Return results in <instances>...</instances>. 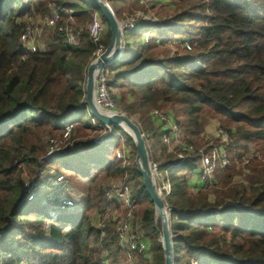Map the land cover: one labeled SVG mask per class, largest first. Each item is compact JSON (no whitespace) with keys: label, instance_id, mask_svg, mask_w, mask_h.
Returning a JSON list of instances; mask_svg holds the SVG:
<instances>
[{"label":"trees","instance_id":"trees-1","mask_svg":"<svg viewBox=\"0 0 264 264\" xmlns=\"http://www.w3.org/2000/svg\"><path fill=\"white\" fill-rule=\"evenodd\" d=\"M123 1L109 0L116 17L115 8ZM51 4L71 10L79 25L89 23L96 11L108 28L89 0H0V264H99L102 250L111 264H117L125 257L114 229L94 228L93 218L112 204L103 186L123 172L122 161L84 139V130H95L84 105L83 84L96 48L87 32L77 46L66 44L58 31L66 20L62 16L53 43L22 60L23 18L45 16ZM169 18V28L162 32L164 42L185 36L179 42L188 40L190 51L179 49L172 54L165 48L163 54L157 53L154 37L144 43L145 33L133 30L124 34L123 53L110 71L111 86L130 116L140 113L145 118L151 108L168 107L164 113L172 118L182 140L195 149L180 162L177 145L167 153L160 127L147 117L149 124L140 125L146 143L162 148L159 167L171 188L165 202L172 209L173 263L264 264V214L245 213L237 207L264 209V0H177ZM109 39L108 30L102 42L105 47ZM210 121L218 122L228 136V165L216 166L213 187L192 192L188 182L199 167L197 150L209 153L223 145L218 138L211 143L200 138ZM69 123L79 141L53 161L71 174L88 200L64 212L69 214L67 219L57 214L44 230L48 213L31 217L21 211L24 203H34L41 196L27 202L20 175L45 155L44 137L62 136ZM63 172L56 170L58 175ZM239 175H244V182L234 184L233 178ZM129 180L136 183L135 220L163 264L160 222L156 224L153 203L136 167ZM227 201L233 205H225ZM144 256H135L137 264H148Z\"/></svg>","mask_w":264,"mask_h":264},{"label":"built area","instance_id":"built-area-1","mask_svg":"<svg viewBox=\"0 0 264 264\" xmlns=\"http://www.w3.org/2000/svg\"><path fill=\"white\" fill-rule=\"evenodd\" d=\"M49 7L51 10L50 15L48 17L41 18L42 22L45 23V26L47 28L54 30L55 28H57V25L62 19V16H65L66 21L65 23L63 22V26L61 25L58 28V31L64 35L65 42L67 41L66 43L68 45L77 46L79 44V41L77 40L76 43L75 38L71 32V27H69L72 25L71 23L74 22L73 12L65 8H57L54 5H49ZM90 16L91 19L87 24L86 32L88 34L90 42L96 48L95 52L93 53L94 56L99 57L105 51L102 42L104 34L106 32V25L103 23L102 18L98 12L94 11ZM136 28L137 22H135L134 20L121 22V29L124 33L131 32ZM39 37L40 30L35 26V22L32 19H29L19 39L25 51L22 60L24 59L25 55L41 52L45 49H41L42 44L38 40ZM142 40L144 43H147L149 41V34H143ZM178 43L180 44L181 49H185L188 51L191 50V44L188 40H184L183 42ZM110 70L111 65H108L96 73L94 78L95 84L93 101L95 106L100 111L108 115L123 114L115 103L113 95L111 93L112 73ZM150 117L157 123L168 127L167 132H164L162 134V141L166 148H169L171 143L178 144L174 145H177L180 149V152L177 154V159L180 162H183L185 160V153H192L195 151L192 145L185 141L182 142V138H179L180 141L178 140L179 134L177 132L179 130L174 125V123L172 124L170 117L166 113L160 110H153L152 112H150ZM90 118L93 122L92 125L95 128L103 130L104 132L106 131V134L103 138L111 134V126L103 125L91 115ZM63 130L64 133L62 134V136L66 138L64 141L67 142L71 138L69 134H72L73 125L66 124ZM103 138H101L98 143H101V141H103ZM217 138L222 142V146L212 149L209 153H205L203 150H197L200 158L199 167L197 169L199 171V174H197V185L200 187V189H207L214 186L215 183L213 179V173L216 166L224 168L228 165V158L225 152V145L228 141V136L224 132H222V130H217ZM50 147H52L51 144L48 147L49 150H47L46 154L39 160V170L35 175V178L32 179L31 182L24 185L23 191L27 202L33 201L38 194L39 196H41L40 198L45 204L51 207H56L60 211H67L70 209L82 207L86 199L85 195L75 190L72 191L69 182L62 174H54L51 170V173H47V175H50L47 176V178L51 177L50 184L45 183L46 185H43L39 183L41 182V177L44 176L45 172L47 170H50L52 167V164H49L48 162L46 164L48 158L60 153V151H58L59 149ZM167 152L170 153V151L168 150ZM115 155L117 159L123 161V164L126 163L127 156L125 158V156L121 155L119 152H116ZM258 155L259 154L256 153L257 157ZM149 165L153 181L155 185L156 182H158L159 185L157 189L160 192L161 197L165 201V197L170 194V183L166 176L160 171V167L157 162L151 159L149 160ZM112 179L114 180H111L109 184L107 183V186L104 188V195L107 200L115 202L117 204V208L122 209L121 216H116V210H114L112 213L113 223L115 225L114 231L117 235L120 248L124 250L125 263L136 264L135 256L145 255L148 252L149 246L146 242L139 240L138 235L133 231V222L135 219V206L132 199L133 188L130 185L128 174L125 171ZM165 205L167 211L170 213L172 209L166 204V202ZM48 216L49 217H47L44 221V230H48L50 224L56 221L57 213L55 212V210H50L48 212ZM95 217L94 220L96 228L105 230L100 225L102 218L101 212H97ZM208 230L210 231L211 228H208ZM101 255L102 257L99 264H110L107 259V252L105 250H102Z\"/></svg>","mask_w":264,"mask_h":264},{"label":"rangeland","instance_id":"rangeland-1","mask_svg":"<svg viewBox=\"0 0 264 264\" xmlns=\"http://www.w3.org/2000/svg\"><path fill=\"white\" fill-rule=\"evenodd\" d=\"M134 1L135 0H124L122 3L119 4V6H117L115 8V10L118 14L116 17L118 19V21L119 22H127V21L134 20L135 22H137V28L135 30H138V31L142 30L143 33H148L149 36H152L155 38L156 43L159 45V46H155V50L157 53H159V52L162 53L161 51L164 50L165 48L169 49L172 54L175 53L177 50L181 49L180 44L178 42L180 40H182V38H186L185 36H181V37H179L180 38L179 40L172 41L169 44H168V42H164V40H163V37H164L163 31H165L169 28V26H168L169 21H170L169 17L173 16L174 6H175L177 0H136L137 3H135ZM23 6L25 8L24 10H26L28 7L26 2H23ZM50 12H51V10H50V7L48 5V14H46L45 16L30 17V15H27L23 18L24 27L26 26L29 19H32L35 22V26L37 27V29L40 30V37L38 38V40L42 44L41 49L45 48L44 46H48L49 44L53 43V41L56 37V34H58V33H55V30L53 31V29L47 28L45 26V23H43L41 20V18L48 17L50 15ZM65 21H64V23H65ZM71 24L72 25L69 27H71V32L75 38V41H76V43H77V40L80 42L82 35L86 33V27H87L88 23L85 25H79L76 23V21H74ZM107 33H108V28L106 27V32H105L104 37H103V43L107 39ZM59 35H60V33H59ZM137 41H140V39L138 38ZM134 42L135 41L131 38L130 43H134ZM69 46H74V45H69ZM104 48L106 49L105 46H104ZM26 57H27V55L24 56V58H26ZM96 57L97 56H94V54H92L91 57L89 58L88 65L90 64L91 61L96 59ZM88 65H87V67H88ZM86 70H87V68H86ZM86 70L84 71V84H83L84 90H85V84H86ZM111 77H112V83H113V74L111 75ZM67 80H69V75L67 76ZM116 92L117 91H114L113 87L111 86V93L113 95L115 103L117 104L119 109L122 111V113L124 115L130 117L139 126V128H140V125L144 127V125L149 124V121L145 120L146 117L149 118L150 122L152 123V125L154 127L158 126V124L155 123L156 121L154 122L150 117V112H152L153 110H160L163 112L168 111L167 110L168 107H166V108H151L148 111V113L145 115V118H142V115L140 113L130 116L122 108V106L119 104V101L117 99L118 93H116ZM131 100H133V99H131ZM134 102L132 101V103H134ZM88 118H89L90 123L92 124L93 122L90 118V115L88 116ZM170 120L172 121V124H173V120L171 117H170ZM69 124L73 125V123H69ZM111 127H113V126H111ZM165 127L167 130L168 127L167 126H165ZM94 129L95 130H91V129L84 130V133L86 134V137L84 139L86 141L87 140L92 141L94 145H100L101 146L100 149L105 150L108 153L112 152V154L113 153L116 154V152H119L121 155H124L125 158L127 156L126 163L123 164V161H122L121 167H122V170L128 174V177L130 179L131 170L135 167V155H136V153H135V155H133V147L131 146V143L129 141L130 138L128 137V135H126L121 129L117 128V129H113L110 135L103 138L104 135L106 134V131L104 132L103 130L97 129L95 127H94ZM217 130H221L219 128L218 122L210 121L205 126L204 133L200 138L203 140V142H210L211 143L214 139L217 138ZM165 132H167V131H165ZM62 133H64V131ZM177 133L179 134L178 140H179V138H183V135L180 133V131H178ZM69 136H71V138L67 142L64 141L66 138L64 136L61 137V135H57V136L47 135L44 137V139H43V146L45 147L44 154H46L47 150H49L48 147L50 146V144L52 145V147H50V148L59 149L58 151H60V153H58L59 155L56 154V155L48 158V160L46 161V164H47V162H50L49 164H52L51 165L52 167L50 170H47L45 172L44 176L41 177V182H39L40 184H43V185H46L45 183L50 184L51 177L47 178V176H50V175H47V173H51L53 171V173L56 174L57 168L61 172L64 171V170L60 169L58 166H56V164H54L53 160H54V157H56V156L64 155V153L68 152L69 149H71L74 146V144L77 141H79V139L74 135V129L72 130V134L70 133ZM101 138H103V141H101V143H98ZM113 141H116L118 145L114 146L112 143ZM182 142H184V140ZM150 143H152V141H150ZM174 144H177V143H171L170 147L169 148L167 147V150L171 152L173 147H174ZM147 147H148V153H149V157H150L149 160L153 159L155 162H157L160 165L161 160L163 159V155H162V151H161L162 148L155 146L153 144L151 146V150H150V146L148 144H147ZM40 159H41V156L38 158V160H40ZM38 170H39V167L36 164L32 165L30 168L22 169L20 178L23 180V184L25 185V184L31 182V180L34 179L35 175L38 173ZM195 173L199 174V171L197 170ZM195 173H193L191 175L192 176L191 181L188 182V185H189L190 190L192 192L195 191L192 188L196 187V185H195L196 179H194V181L192 180L196 175ZM62 175L69 182V185L72 188V191L75 190V191L80 192L79 191L80 189L77 187L74 180L71 178L70 173L63 172ZM112 178H114V177L108 178L105 181L103 189L107 186V183L109 184V182L111 180H114ZM129 182H130V185L132 186L133 192H134V189L136 188V183L132 182L130 180H129ZM241 182H244V175L235 176L233 178L234 184L241 183ZM233 183H231V185ZM158 185H159L158 182H156L157 188H158ZM217 187H220V186H218V184H217ZM39 191H41V190H39ZM85 197H86V199H85L84 204L88 200L86 195H85ZM210 199L213 200V196L210 197ZM42 201L43 200L41 198H37V200L34 203H24L21 206V211L23 213L29 212V215L31 217H33V216H36L39 214L47 215V213L50 210H54V209H52L51 206L43 203ZM109 202L112 203L110 206H107V207L103 208L102 210L98 211V212H101V215H102L100 225L103 229H107L109 227H112L114 229L115 225L113 223V215H112L114 210H116V216L122 215V211H121L122 209L117 208V206H116L117 204L115 202H113V201H109ZM226 204H233V203L230 201H227ZM240 208L245 210L246 211L245 213H250V211L247 210V208H249L248 206H240ZM216 210L217 209H215V211ZM263 210H259V211H263ZM55 211L60 216V218L61 217H65L66 219L69 218V214L64 213V212H66V210H63L60 212H58L57 210H55ZM242 212H244V211H242ZM96 213L97 212H95L94 217L96 216ZM136 213H137V209H136ZM134 215H135V208H134ZM155 221L157 224L158 221L157 220H155ZM93 227L96 228L94 218H93ZM133 231L138 235L139 240L144 241L143 231L141 229L140 223L138 222V220H135V219L133 222ZM158 232H159V237H158V240H159L160 235H161L160 230ZM144 242H146L149 246L148 252L144 256L146 258L145 261L148 264H155L156 262L158 264H160L161 263V256L159 254L152 252V249H150V245H149V244H151L150 240L147 239V241H144ZM109 262L111 264L110 259H109ZM137 262L138 261L135 260L136 264H137ZM117 264H126L124 261V258H121L119 261H117Z\"/></svg>","mask_w":264,"mask_h":264},{"label":"water","instance_id":"water-1","mask_svg":"<svg viewBox=\"0 0 264 264\" xmlns=\"http://www.w3.org/2000/svg\"><path fill=\"white\" fill-rule=\"evenodd\" d=\"M89 2L99 9L102 17L107 22L110 39L105 51L96 59L90 62L86 70V84L84 90V105L87 107L89 114L96 118L100 123L107 126H113L121 129V125L126 126L130 133L122 130L133 141L136 149L135 167L137 173L142 177V185L145 192L150 197L154 207L155 220L160 222V238L163 251V264L173 263V245L170 233V213L167 211L165 201L160 195L152 177L149 165V153L147 143L139 126L128 116L124 114L108 115L100 111L94 104V78L96 73L102 68L113 64L119 59L124 49V32L121 29V22L115 16L109 0H89ZM233 205V204H225ZM239 210L246 212L237 206ZM217 209L216 211H218ZM249 214H264L263 211L247 208ZM215 211V210H214ZM253 211V212H252Z\"/></svg>","mask_w":264,"mask_h":264},{"label":"crops","instance_id":"crops-1","mask_svg":"<svg viewBox=\"0 0 264 264\" xmlns=\"http://www.w3.org/2000/svg\"><path fill=\"white\" fill-rule=\"evenodd\" d=\"M141 39H142V36H141ZM154 121V120H153ZM155 122V121H154ZM216 122V121H215ZM156 124H158V128L160 127L161 128V130L163 131V132H165V131H167L166 130V127L165 126H163V125H161V124H159V123H157V122H155ZM149 145H150V149H151V146H152V143H149ZM194 179H196V187H194V188H192V189H194V190H196L195 188H197V187H199L198 185H197V183H198V180H197V173H196V175H195V177L193 178V181H194Z\"/></svg>","mask_w":264,"mask_h":264},{"label":"bare ground","instance_id":"bare-ground-1","mask_svg":"<svg viewBox=\"0 0 264 264\" xmlns=\"http://www.w3.org/2000/svg\"><path fill=\"white\" fill-rule=\"evenodd\" d=\"M121 128H122V130H124L125 132L130 133V131L126 128V126L121 125Z\"/></svg>","mask_w":264,"mask_h":264}]
</instances>
